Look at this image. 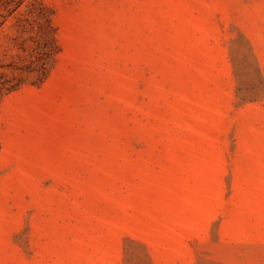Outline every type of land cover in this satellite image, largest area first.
Instances as JSON below:
<instances>
[{
	"label": "rangeland",
	"instance_id": "1",
	"mask_svg": "<svg viewBox=\"0 0 264 264\" xmlns=\"http://www.w3.org/2000/svg\"><path fill=\"white\" fill-rule=\"evenodd\" d=\"M42 5L56 62L0 91V264H264V0H0V82Z\"/></svg>",
	"mask_w": 264,
	"mask_h": 264
},
{
	"label": "trees",
	"instance_id": "2",
	"mask_svg": "<svg viewBox=\"0 0 264 264\" xmlns=\"http://www.w3.org/2000/svg\"><path fill=\"white\" fill-rule=\"evenodd\" d=\"M48 8L44 5L37 10V17L42 22L38 27L37 45L30 46V49L22 45L21 50L28 52L27 63H22L13 67L14 73H17L13 80L0 82V91L9 93L18 89L25 81H31L33 84L42 83L50 74L57 56L60 53V46L57 44L56 30L53 24V13H44Z\"/></svg>",
	"mask_w": 264,
	"mask_h": 264
}]
</instances>
